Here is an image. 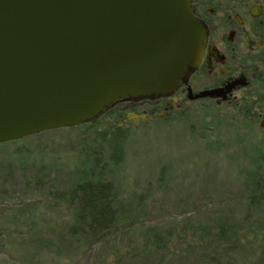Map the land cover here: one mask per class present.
I'll use <instances>...</instances> for the list:
<instances>
[{"label":"rangeland","instance_id":"374dc122","mask_svg":"<svg viewBox=\"0 0 264 264\" xmlns=\"http://www.w3.org/2000/svg\"><path fill=\"white\" fill-rule=\"evenodd\" d=\"M128 107L0 147V264H264L260 138L220 111ZM117 127L119 164L96 135ZM99 178L118 222L96 242L69 234L53 193Z\"/></svg>","mask_w":264,"mask_h":264},{"label":"water","instance_id":"95a60500","mask_svg":"<svg viewBox=\"0 0 264 264\" xmlns=\"http://www.w3.org/2000/svg\"><path fill=\"white\" fill-rule=\"evenodd\" d=\"M206 43L191 0H0V145L171 96Z\"/></svg>","mask_w":264,"mask_h":264},{"label":"flooded vegetation","instance_id":"af4514ba","mask_svg":"<svg viewBox=\"0 0 264 264\" xmlns=\"http://www.w3.org/2000/svg\"><path fill=\"white\" fill-rule=\"evenodd\" d=\"M191 8L207 31L198 68L171 96L116 103L130 102L133 114L154 104L166 112L220 111L264 143V0H191Z\"/></svg>","mask_w":264,"mask_h":264},{"label":"trees","instance_id":"16d2710c","mask_svg":"<svg viewBox=\"0 0 264 264\" xmlns=\"http://www.w3.org/2000/svg\"><path fill=\"white\" fill-rule=\"evenodd\" d=\"M96 135L106 145L102 150L110 152V158L115 164L121 163L124 159L126 132L117 127ZM7 145L9 144H2L0 147ZM53 197L59 205L73 210L74 223L69 227V234L72 236L101 242L116 228L118 222L115 207L117 191L110 182H105L101 178L97 182L92 180L80 182L67 190L54 192Z\"/></svg>","mask_w":264,"mask_h":264}]
</instances>
